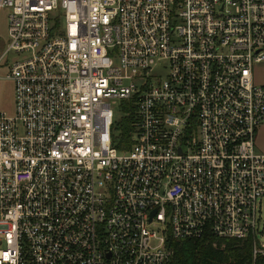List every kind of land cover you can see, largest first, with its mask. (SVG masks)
Returning <instances> with one entry per match:
<instances>
[{
  "label": "built area",
  "instance_id": "1",
  "mask_svg": "<svg viewBox=\"0 0 264 264\" xmlns=\"http://www.w3.org/2000/svg\"><path fill=\"white\" fill-rule=\"evenodd\" d=\"M2 10L13 104L0 113V264H171L170 242L204 235L264 258V0ZM116 107L133 118L121 152Z\"/></svg>",
  "mask_w": 264,
  "mask_h": 264
},
{
  "label": "trees",
  "instance_id": "2",
  "mask_svg": "<svg viewBox=\"0 0 264 264\" xmlns=\"http://www.w3.org/2000/svg\"><path fill=\"white\" fill-rule=\"evenodd\" d=\"M130 111L115 122L111 130V145L119 152L128 150L133 135ZM171 264H264V258L253 261L249 241L219 240L209 235L194 241L170 242Z\"/></svg>",
  "mask_w": 264,
  "mask_h": 264
},
{
  "label": "rangeland",
  "instance_id": "3",
  "mask_svg": "<svg viewBox=\"0 0 264 264\" xmlns=\"http://www.w3.org/2000/svg\"><path fill=\"white\" fill-rule=\"evenodd\" d=\"M8 12L2 10L0 12V57L5 52L6 46L8 44L7 37V17ZM16 59L15 55L10 53L7 55L4 61L8 64ZM3 61V62H4ZM7 74V69L0 66V113H10L12 111L13 104V85L11 82L4 80ZM254 82L257 86H264V68L257 67L254 70ZM115 120L119 121L122 117V111L119 108H114ZM255 150L257 153L264 154V123L258 126L255 133ZM260 225L259 228H264V204H262L260 212Z\"/></svg>",
  "mask_w": 264,
  "mask_h": 264
}]
</instances>
